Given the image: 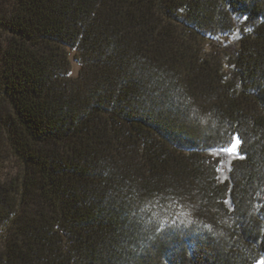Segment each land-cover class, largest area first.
<instances>
[{
	"label": "trees",
	"instance_id": "1",
	"mask_svg": "<svg viewBox=\"0 0 264 264\" xmlns=\"http://www.w3.org/2000/svg\"><path fill=\"white\" fill-rule=\"evenodd\" d=\"M262 259L264 0H0V264Z\"/></svg>",
	"mask_w": 264,
	"mask_h": 264
},
{
	"label": "rangeland",
	"instance_id": "2",
	"mask_svg": "<svg viewBox=\"0 0 264 264\" xmlns=\"http://www.w3.org/2000/svg\"><path fill=\"white\" fill-rule=\"evenodd\" d=\"M68 53V60H69V76L74 78L78 74L79 70V63L74 59V50L66 49ZM221 153L227 158L228 161L238 157V151L236 149L234 154H229L221 151Z\"/></svg>",
	"mask_w": 264,
	"mask_h": 264
},
{
	"label": "snow or ice",
	"instance_id": "3",
	"mask_svg": "<svg viewBox=\"0 0 264 264\" xmlns=\"http://www.w3.org/2000/svg\"><path fill=\"white\" fill-rule=\"evenodd\" d=\"M239 143H240L239 138L234 136L230 139L229 144H227L221 148V151H223L225 153H229V154H234L236 149L239 146ZM258 264H264V259H262L260 262H258Z\"/></svg>",
	"mask_w": 264,
	"mask_h": 264
}]
</instances>
